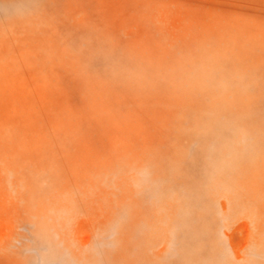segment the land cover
<instances>
[{
	"label": "rangeland",
	"instance_id": "rangeland-1",
	"mask_svg": "<svg viewBox=\"0 0 264 264\" xmlns=\"http://www.w3.org/2000/svg\"><path fill=\"white\" fill-rule=\"evenodd\" d=\"M0 264H264V0H0Z\"/></svg>",
	"mask_w": 264,
	"mask_h": 264
}]
</instances>
